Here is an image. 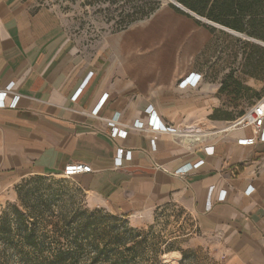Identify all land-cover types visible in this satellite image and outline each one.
Here are the masks:
<instances>
[{"label": "crops", "instance_id": "0c3cea01", "mask_svg": "<svg viewBox=\"0 0 264 264\" xmlns=\"http://www.w3.org/2000/svg\"><path fill=\"white\" fill-rule=\"evenodd\" d=\"M192 73L202 77L198 86L180 87ZM204 81L191 69L173 85L143 91L116 53L80 46L52 8L0 0V92L14 84L0 108V198L14 196L24 178L59 177L84 163L92 172L72 181L90 206L144 227L158 208L179 202L236 264H264V142L238 145L252 130L222 118L219 87ZM150 106L176 134L133 127L146 126Z\"/></svg>", "mask_w": 264, "mask_h": 264}, {"label": "rangeland", "instance_id": "374dc122", "mask_svg": "<svg viewBox=\"0 0 264 264\" xmlns=\"http://www.w3.org/2000/svg\"><path fill=\"white\" fill-rule=\"evenodd\" d=\"M34 2L52 8L80 46L106 47L116 53L143 91L173 85L196 69L203 73L206 85L219 87L222 118L234 120L264 96V41L206 18L204 22L182 14L180 9L175 10L176 0ZM239 25L246 27L241 20ZM13 192L14 196L0 198V233L11 225L14 244L21 247V223L30 224L45 202L52 200L51 210L45 211L47 225L39 232L46 246L45 255L51 261L59 249H74L76 242L85 244L83 252L76 250L85 260L98 243L95 233L115 228L128 245L141 244L135 264H236L220 241L199 233L197 219L179 202L164 204L146 226L140 227L120 216L119 221L105 217L116 214L104 207L90 206L86 193L69 179L35 175L20 180ZM98 210L102 212L95 213ZM84 211L87 212L82 218L91 224L101 220L99 232L93 225L94 232L92 228L88 233L80 228L83 222L79 215ZM61 214L72 227L65 226ZM4 245L0 246V256ZM0 264L22 262L13 257L9 263L0 260Z\"/></svg>", "mask_w": 264, "mask_h": 264}, {"label": "trees", "instance_id": "16d2710c", "mask_svg": "<svg viewBox=\"0 0 264 264\" xmlns=\"http://www.w3.org/2000/svg\"><path fill=\"white\" fill-rule=\"evenodd\" d=\"M176 1L179 6L203 19L206 18L236 31L239 30L241 32H247L251 37H256L264 41V0ZM175 10L179 11V8H175ZM179 12L192 17L191 14H186L183 11ZM240 20L245 22L246 27L239 25ZM255 27H259L260 30H255ZM55 193L57 192H53V194ZM47 195L51 196V194ZM52 202V200L46 201L44 206L40 209V214L36 216L33 221H30V224L25 221L21 223L22 227L19 230V239L22 241L21 247L17 248L14 244V230L11 225L1 231L0 246L5 244V247L3 249L4 252L0 256V260H4L9 263L11 258L18 257L22 264H135L133 261H135V258L139 254L140 250L142 251L141 244L134 242L131 246L128 245L126 241H123L124 237H120V233L116 231L115 228H112L111 231H100L102 227H100V229L97 227L100 225L101 220H99L97 224H91L87 221V219L85 220L82 218L87 211H84L83 214L79 215L81 221L83 222V225L80 228H82V230L85 229V232L88 233L92 228L91 225H93L96 228L95 232L100 231L99 234L95 233L94 235L95 241L99 244H94L93 253L84 260V258L80 257V253L79 255L77 254L76 250L83 252L85 250V244L76 242L74 243V245H76L74 249L67 248L64 251L59 249L58 252L53 255L55 258L51 261L50 258L45 255L46 246L39 232L40 227L47 225L45 211L51 210L50 206ZM100 212L102 211L98 210L95 213L100 214ZM60 216L62 217V220H64L66 227H72V224L65 220L66 217H64V214H61ZM118 216L119 215H105V217H109L113 221H119ZM75 217L72 219L74 220ZM103 228L107 229L106 227ZM122 248H124V250ZM8 249H10L11 252H8ZM128 254L131 255V258Z\"/></svg>", "mask_w": 264, "mask_h": 264}, {"label": "built area", "instance_id": "2783aa9c", "mask_svg": "<svg viewBox=\"0 0 264 264\" xmlns=\"http://www.w3.org/2000/svg\"><path fill=\"white\" fill-rule=\"evenodd\" d=\"M92 74L89 75V77ZM202 77L200 75H195L191 74L187 78L183 79L180 83V87H196L200 83ZM14 87V84H11L6 88L5 90H2L0 92V108L6 106V99L8 98L7 96L12 94V89ZM15 101L12 104V106H16V103L18 102V99H20V95L17 94L14 96ZM106 99V98H105ZM148 113H149V121L144 126L143 123L140 122H135L133 124V127L136 130H140L142 132L146 133H171V134H176L178 131V128H173L169 127L167 125H164L159 119H156L154 115V111L152 110V107H148ZM94 113L97 114V111H94ZM111 126H116L118 125L117 122L112 121ZM236 128L244 127V128H250L252 130V136L249 138H241L240 141L238 142V145L242 146H253L256 145L257 142H264V96H262L257 102H255L254 105L251 106V108L242 116L239 117V119L235 122L234 125ZM125 128V127H124ZM119 135L125 137L127 135L126 129L121 130L119 132ZM116 164L117 166L122 165V151L120 150L119 152V157H116ZM127 158L130 159V153ZM204 162L200 161L196 164L191 165H186L182 168H180L177 171V175H185L189 173V171L193 169H197L199 166H201ZM92 168L90 165L84 164V163H74V164H68L67 167L63 170L61 173V178L67 180H74L77 176L83 175V173H91ZM226 198V191L221 192L219 196L220 201H224Z\"/></svg>", "mask_w": 264, "mask_h": 264}, {"label": "water", "instance_id": "95a60500", "mask_svg": "<svg viewBox=\"0 0 264 264\" xmlns=\"http://www.w3.org/2000/svg\"><path fill=\"white\" fill-rule=\"evenodd\" d=\"M177 7H178L181 11L185 12L186 14H191L192 16L196 17L198 20H200V21H204L203 18H201V17H199V16H197V15L191 13L190 11H187V10L184 9L183 7H181V6H179V5H177ZM204 22H205V21H204Z\"/></svg>", "mask_w": 264, "mask_h": 264}]
</instances>
